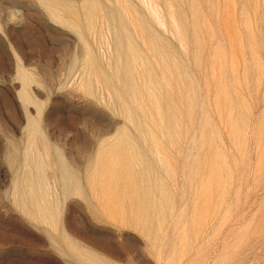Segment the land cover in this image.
<instances>
[{"label":"rangeland","instance_id":"374dc122","mask_svg":"<svg viewBox=\"0 0 264 264\" xmlns=\"http://www.w3.org/2000/svg\"><path fill=\"white\" fill-rule=\"evenodd\" d=\"M0 264H264V0H0Z\"/></svg>","mask_w":264,"mask_h":264}]
</instances>
